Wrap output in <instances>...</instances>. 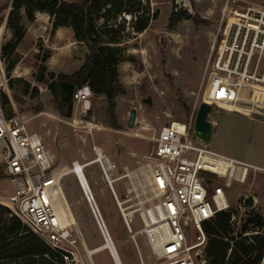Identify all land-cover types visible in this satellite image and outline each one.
<instances>
[{
    "label": "rangeland",
    "instance_id": "rangeland-1",
    "mask_svg": "<svg viewBox=\"0 0 264 264\" xmlns=\"http://www.w3.org/2000/svg\"><path fill=\"white\" fill-rule=\"evenodd\" d=\"M11 1L0 0V45L13 39L6 26ZM143 3L154 16L143 32H135L130 19L124 20V16L110 22H125L122 38L116 44L122 55L118 69L124 93L116 98L113 111L104 96L91 93L88 113H81L73 101L71 116L61 115L49 86L60 73L70 75L76 71L88 49L75 39L70 27L54 30L47 13L37 12L33 21L23 14V40L5 57L0 52V75H4L7 83V88L0 87V106L10 112L15 105L29 119V130L42 136L53 154L54 167L66 168L58 191L65 194L75 219L71 229L80 237L78 264H118V260L115 258L116 263L109 248L90 254L106 241L76 174L70 172L76 162L84 169L121 264L162 263L142 233L140 208L147 206L151 195L148 158L163 126L179 121L192 122L194 128L199 106L202 101L207 102L211 106L208 119L215 126L211 149L264 167V87L223 79L215 71L218 66L214 68L231 10L264 7V0H189L183 4H177L176 0H143ZM173 10L186 11L191 18L171 27ZM41 71L44 82L38 81ZM34 88L38 89L35 96ZM37 108L41 110L36 112ZM132 109L137 110V116L130 127ZM103 155L110 162L108 178L98 161ZM249 180L250 185H232L229 190L232 203L236 205L238 193L252 189L258 199L255 213L264 216V175ZM12 194V184L0 161V201L11 206ZM124 215L130 219L132 232ZM187 236L191 242L195 233L188 230Z\"/></svg>",
    "mask_w": 264,
    "mask_h": 264
},
{
    "label": "built area",
    "instance_id": "built-area-1",
    "mask_svg": "<svg viewBox=\"0 0 264 264\" xmlns=\"http://www.w3.org/2000/svg\"><path fill=\"white\" fill-rule=\"evenodd\" d=\"M238 11L239 22L225 29L215 71L226 80L264 85V7ZM0 87L7 88L4 75H0ZM91 93L88 85L74 90L73 101L81 113L91 109ZM12 108L6 112L0 106V161L13 187L9 208L48 245L61 251L66 261L78 264L80 237L70 223L62 222L54 206L53 191L59 186L53 184V172L59 168L54 167L53 154L42 136L29 130V119L15 105ZM103 156L98 161L108 178L110 162ZM147 166L151 195L147 206L140 208L142 233L152 252L162 259L161 264H209L203 224L219 212L230 215L231 230L226 239L234 238L227 259L235 240L246 238L247 244L255 245L254 236L264 238V225L250 223L242 231L243 223L258 206L254 191L238 193L236 205L229 195L234 183L249 184V179L264 175V167L212 150L194 136L192 122L173 121L163 126L154 139ZM87 199L94 200L92 196ZM127 216L125 223L132 232ZM188 230L195 233L191 242ZM260 264H264V244Z\"/></svg>",
    "mask_w": 264,
    "mask_h": 264
},
{
    "label": "trees",
    "instance_id": "trees-1",
    "mask_svg": "<svg viewBox=\"0 0 264 264\" xmlns=\"http://www.w3.org/2000/svg\"><path fill=\"white\" fill-rule=\"evenodd\" d=\"M37 12L50 16L54 30L64 26L70 27L75 39L88 49L82 65L76 71L70 75L60 73L57 80L49 86L61 115L70 117L73 111V97L69 102L62 98L63 83L72 84L75 89L88 85L93 94L105 97L108 108L113 111L116 98L124 93L118 69L122 55L116 44L122 38L125 22H110L124 16V20L130 19L135 32H143L154 18L147 12L143 0H12L6 26L12 31L13 39L0 45L3 57L9 50L17 49L24 38L25 31L21 23L23 14L33 21ZM185 18H191L186 11L173 10L169 26L172 27ZM38 81H45L42 71ZM37 94L38 89L34 88L32 95ZM35 110L38 112L41 109ZM113 126H117L115 122ZM1 203L0 264H70L61 251L52 248L22 222L9 208V204ZM229 220L228 213L219 212L212 221L203 224L207 235L206 251L209 264H260L264 244L261 235L253 237L255 245L247 244L246 238L235 240L232 253L227 259L228 249L231 247L230 240L234 239H226L231 230ZM250 223L262 227L264 216L253 213V216L243 223L242 231H246Z\"/></svg>",
    "mask_w": 264,
    "mask_h": 264
},
{
    "label": "water",
    "instance_id": "water-1",
    "mask_svg": "<svg viewBox=\"0 0 264 264\" xmlns=\"http://www.w3.org/2000/svg\"><path fill=\"white\" fill-rule=\"evenodd\" d=\"M188 2H189V0H176L177 4H183V3H188ZM6 20H7V17H6ZM74 90H75V86L72 84H69V83L61 84L62 98L65 102H69V100L71 99V97L73 95ZM210 107H211L210 104H208L204 101L201 102L199 109H198L197 117H196V120L194 123V128H193L194 136L198 139V141H200L204 144H208V145H210V143H211L213 133H214V127H215L213 122H211L208 119ZM136 116H137V110L132 109L130 112V116H129L128 126L132 127L135 124ZM73 171H76V170L75 169L70 170V172H73ZM76 173H77V171H76ZM80 182H81V180H80ZM81 184H82V187H83V190H84L86 196L91 198V195L89 196L87 194V192L85 191L84 185L82 182H81ZM208 186H210V185H208ZM90 205H91L92 211H93V213L97 219V222H98V224H99V226L103 232V235H104V238L106 241V243L104 245L92 250V253H94L95 251H98V250H101L104 248H108L109 247L108 239L110 240L111 237L109 238L110 235H109V233L105 227V224L101 218V214H100L94 200H91ZM115 253H116V256L118 257L116 251H115ZM112 256H113V254H112ZM114 260L116 262L115 258H114Z\"/></svg>",
    "mask_w": 264,
    "mask_h": 264
},
{
    "label": "bare ground",
    "instance_id": "bare-ground-1",
    "mask_svg": "<svg viewBox=\"0 0 264 264\" xmlns=\"http://www.w3.org/2000/svg\"><path fill=\"white\" fill-rule=\"evenodd\" d=\"M239 11L238 10H236V9H232L231 10V12H230V15H229V25L228 26H230L231 24H234V23H237V22H239V20H240V18H239ZM218 64V63H217ZM217 64H216V66L215 67H217ZM4 82H5V80H4ZM256 84V83H255ZM259 85H261V84H259ZM261 86H263L264 87V85H261ZM207 103V102H206ZM209 104V103H208ZM98 155H101V152L99 151V153H98ZM103 158V157H102ZM73 170L75 169L76 171H77V173H76V171H73L75 174H76V176H77V178H78V181H79V183H80V185H81V187H82V184H81V182L83 183V185H84V189H85V191L87 192V194L90 196H93V193H92V190H91V188H90V185H89V182H88V180H87V178H86V176H85V173H84V169H83V167L78 163V162H76L75 163V168H72ZM141 169V168H140ZM139 169V170H140ZM142 170H144V169H142ZM66 171V168H61V170H56L55 172H53V175L55 176V178H54V180H53V184H55L56 185V187L59 185V183L63 180V176L65 175V172ZM146 171V170H145ZM143 174V173H142ZM148 174V173H147ZM80 180H81V182H80ZM82 189H83V187H82ZM84 191V190H83ZM84 194H85V192H84ZM85 197L87 198V196H86V194H85ZM53 198H54V200H55V204H54V206H55V208L57 209V213L59 214V216H60V218H61V220H62V222L63 223H70V224H75V219H74V216H73V214H72V211H71V209H70V206H69V204L67 203V201H66V197H65V194L62 192V191H60L59 190V192L55 189L54 191H53ZM1 202V201H0ZM3 203V202H2ZM99 210V209H98ZM102 218V217H101ZM103 222H104V220H103ZM106 227V226H105ZM108 238V237H107ZM109 238H110V236H109ZM111 242H113L112 241V239L110 238V240L108 239V244H109V249H110V251H111V253L113 254V258H116L117 260H118V264H121L120 263V260L117 258V256H116V253H115V248L113 247V246H115V244L113 243H111ZM96 252V251H95ZM90 254H92V251H90ZM118 255V254H117ZM117 263V262H116Z\"/></svg>",
    "mask_w": 264,
    "mask_h": 264
}]
</instances>
